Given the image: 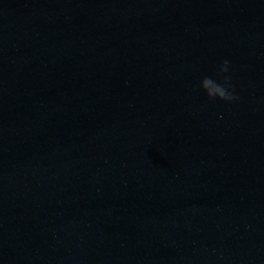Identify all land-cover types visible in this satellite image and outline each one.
Masks as SVG:
<instances>
[{
  "label": "water",
  "instance_id": "water-1",
  "mask_svg": "<svg viewBox=\"0 0 264 264\" xmlns=\"http://www.w3.org/2000/svg\"><path fill=\"white\" fill-rule=\"evenodd\" d=\"M0 264H264V0H0Z\"/></svg>",
  "mask_w": 264,
  "mask_h": 264
},
{
  "label": "clouds",
  "instance_id": "clouds-1",
  "mask_svg": "<svg viewBox=\"0 0 264 264\" xmlns=\"http://www.w3.org/2000/svg\"><path fill=\"white\" fill-rule=\"evenodd\" d=\"M230 73V61L221 59L215 68V78L210 75L201 76L198 81V87L208 100L236 101L239 97L233 91Z\"/></svg>",
  "mask_w": 264,
  "mask_h": 264
}]
</instances>
